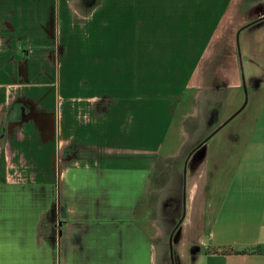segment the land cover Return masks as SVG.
<instances>
[{
  "label": "crops",
  "instance_id": "obj_1",
  "mask_svg": "<svg viewBox=\"0 0 264 264\" xmlns=\"http://www.w3.org/2000/svg\"><path fill=\"white\" fill-rule=\"evenodd\" d=\"M241 1L0 0V264L156 260L137 208ZM246 29L248 97L229 62L206 102L241 110L186 156L176 264H264V31Z\"/></svg>",
  "mask_w": 264,
  "mask_h": 264
},
{
  "label": "rangeland",
  "instance_id": "obj_2",
  "mask_svg": "<svg viewBox=\"0 0 264 264\" xmlns=\"http://www.w3.org/2000/svg\"><path fill=\"white\" fill-rule=\"evenodd\" d=\"M263 1L242 0L238 6L231 5L228 14L220 25L218 33H215L212 43L215 51L212 58L201 66L203 68L201 69V73L204 77L203 85L199 86L193 81L188 89L190 94L195 96L199 94V111L196 118L188 117L182 122L181 127H178L176 130L175 142L186 141V145L181 151H175L172 156L163 160H161L160 154L151 171L148 183L145 184V192L141 201L143 204L137 208V218L135 221L153 236L150 240V253L156 252V260L150 261L147 264H176L170 259L168 236L181 214L180 202L184 182V160L192 148L202 142L232 114L225 115V108L221 97L213 105L206 102L211 101L213 94L215 97L219 93L218 90L221 87H216L213 84L221 83L223 79L227 78V65L229 62L230 65L233 64L232 67L237 66L239 62V77L242 83L243 94L245 97H248L247 75L243 68L241 57L239 58L237 53L236 33L242 27L264 16V5L260 3ZM246 28L242 33L263 32L264 21L255 25L252 24V26ZM239 41L240 34L238 36V45ZM241 96L240 92L239 97ZM196 104L195 100L192 102V105L187 104V113H190L192 106ZM229 110H232V107ZM51 219L52 217L50 216L49 220L52 221ZM59 223V225L55 226V234L58 231H60V234L62 233V222L59 221ZM161 227L163 231L162 237ZM56 253L59 256L55 264H63L60 258L61 247L56 250Z\"/></svg>",
  "mask_w": 264,
  "mask_h": 264
},
{
  "label": "water",
  "instance_id": "obj_3",
  "mask_svg": "<svg viewBox=\"0 0 264 264\" xmlns=\"http://www.w3.org/2000/svg\"><path fill=\"white\" fill-rule=\"evenodd\" d=\"M264 19V16L256 19L255 21L247 24L246 26L242 27L241 29L245 28V27H248L260 20ZM240 29V30H241ZM240 30L236 33V41H237V49H238V54H239V45H238V36H239V32ZM241 109H239L238 111H236L234 114H232L227 120H225L217 129H215L210 135H208L201 143H199L197 145V147L201 146L203 143H205L208 139H210L217 131H219L222 127H224L229 121H231L237 114L238 112L240 111ZM188 159H189V156L185 159L184 161V174H185V171H186V168H187V162H188ZM171 238H172V235H170L169 237V247H170V257H171V261L173 262V257H172V249H171Z\"/></svg>",
  "mask_w": 264,
  "mask_h": 264
}]
</instances>
